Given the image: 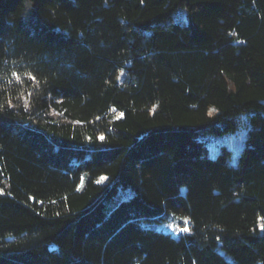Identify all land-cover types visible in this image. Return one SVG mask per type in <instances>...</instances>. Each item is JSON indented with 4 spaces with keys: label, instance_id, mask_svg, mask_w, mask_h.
Segmentation results:
<instances>
[{
    "label": "trees",
    "instance_id": "obj_1",
    "mask_svg": "<svg viewBox=\"0 0 264 264\" xmlns=\"http://www.w3.org/2000/svg\"><path fill=\"white\" fill-rule=\"evenodd\" d=\"M0 264H264V0H0Z\"/></svg>",
    "mask_w": 264,
    "mask_h": 264
},
{
    "label": "rangeland",
    "instance_id": "obj_2",
    "mask_svg": "<svg viewBox=\"0 0 264 264\" xmlns=\"http://www.w3.org/2000/svg\"><path fill=\"white\" fill-rule=\"evenodd\" d=\"M172 17L174 19H177L175 13L172 14ZM184 18L185 16H183L182 19ZM245 133L246 126L241 125L235 131L224 132L219 134L208 133L205 135L204 138L208 144V149L211 156H215L219 151L221 144H224L230 149V160L232 162H235L237 159V155L244 144ZM128 192V188H120L114 198H120L119 196L124 197ZM116 201V199H113L110 203L113 204ZM154 226L166 232H171L174 236H180L182 232H185L187 230L186 226H182L181 224L174 222L173 220H165L159 223H155Z\"/></svg>",
    "mask_w": 264,
    "mask_h": 264
}]
</instances>
